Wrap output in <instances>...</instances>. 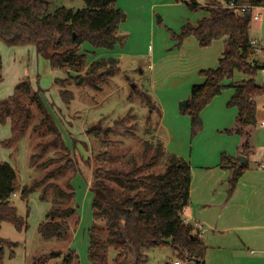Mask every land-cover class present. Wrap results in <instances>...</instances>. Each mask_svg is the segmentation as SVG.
Masks as SVG:
<instances>
[{"label":"trees","instance_id":"1","mask_svg":"<svg viewBox=\"0 0 264 264\" xmlns=\"http://www.w3.org/2000/svg\"><path fill=\"white\" fill-rule=\"evenodd\" d=\"M53 1L0 0V41L8 46L32 45L39 57L48 60L51 69L62 70L76 81L82 77L92 88L99 89L100 82L115 75L118 59L100 57L87 65L82 44L87 42L95 48L113 49L122 40L118 29L119 24L126 19L125 12L115 6L117 0H82L85 6L77 10L65 6L51 10ZM236 1L264 6V0ZM205 2V5H201L194 0H187L190 10H206L208 15L195 24L184 22L178 33L170 30V37L180 46L185 37L193 35L201 47L225 37V48L217 66L198 72L204 81L192 85L182 111L190 119L191 139L202 128L201 110L225 88L223 81L233 78L236 71L247 76L246 79L229 84L234 92L227 106L235 107L237 112L233 125L222 130L223 133L237 134L241 138L237 155L221 153L219 158V166L229 170L227 193L230 195L239 177L248 169V156L253 152L252 135L257 110L255 100L264 94V85L258 84L255 76L264 68V63L251 59L254 53L250 45L251 13L222 7L217 0ZM1 66L0 55V69ZM82 71L83 74L80 73ZM70 72L77 75L71 76ZM66 79L67 77L55 78L54 82L60 85L58 92L61 101L68 105L73 94L64 85ZM39 91L32 88L31 81L26 77L16 82L8 97L0 100V123L9 121L10 126V135L1 140L0 144L17 148V143L25 135L32 119L31 105L34 104L41 113V118L33 129L51 135L41 151L47 147L67 150L63 135ZM133 91L140 95L150 110H156L159 118L160 109L152 96L137 88ZM149 121L150 115L147 116V122ZM107 131L111 132L110 127ZM87 133L98 137L100 127L93 126ZM102 141L108 142L106 139ZM112 144L114 142L109 138V146ZM149 151L151 154L147 155ZM238 155L244 156L246 161L239 163ZM36 156L33 154L30 159ZM142 156L145 161H131L127 169H107L103 166L93 169L89 186L92 224L87 230L89 263L109 264L108 250L112 247L117 251L112 257L115 264H146L147 249L170 245L175 249L177 258L205 264L206 245L201 238L200 229L183 219V209L189 203V163L168 152L160 140H145ZM97 158L103 162H117L121 157L100 151ZM59 159L64 160L63 163L51 170L46 177L58 176L67 168L73 169L74 173L80 171L76 160L67 153L62 154ZM159 159L164 162L161 172L146 171ZM51 160L50 158L44 165ZM39 184L36 181L19 187L16 170L9 162L0 160V227L3 221H8L19 231L27 228L28 213L25 216L18 215L11 198L20 189V197L27 200L28 195ZM50 186H54L63 198H70L74 194L65 192L55 183ZM46 187L39 195L41 200H46ZM75 212L72 205L51 204L44 220L37 225V232L45 240H65L71 231L69 218ZM98 221H103V228L107 232L103 239L98 234L101 226ZM4 245L9 247L11 258L14 255L12 248L16 243L0 237V264H4ZM58 255L59 251H50L44 257H36L32 264H44L47 258ZM62 264H78L77 255L68 249L63 255Z\"/></svg>","mask_w":264,"mask_h":264},{"label":"rangeland","instance_id":"2","mask_svg":"<svg viewBox=\"0 0 264 264\" xmlns=\"http://www.w3.org/2000/svg\"><path fill=\"white\" fill-rule=\"evenodd\" d=\"M186 1L120 0L119 3H123L125 7L123 11L126 14V19L119 24V34L122 40L115 45L116 47L104 49L95 48L87 42L82 44L87 65L93 58L119 56L118 70L115 75L100 82L99 89L92 88L84 78L82 83L78 84V80L68 76V73L51 69L48 60L39 57L32 45L8 46L0 41L2 61L0 100L13 92L15 82L26 77L29 78L32 88L40 90L42 100L60 129L67 147L65 151L60 147H47L41 151V148L51 139V135L42 132V130L33 129V126L41 118V113L34 104L31 105L33 116L25 136L17 143V149L12 148L16 151L11 153V148L0 144V160L8 161L15 166L19 187L25 183L31 184L36 181L40 183L28 195L27 200L20 197V189L16 190L14 196L12 195L11 201L16 206L17 214L25 216L26 212L28 213L27 228L19 231L8 221L1 223L0 237L16 243L12 248L14 255L11 258L9 257V247L4 245V264H32L36 257H44L50 251H59L60 255L47 258L44 264H62L63 255L68 249L77 255L78 264H90L87 257V230L92 224L89 186L93 169L97 166L107 169L111 167L127 169L131 161L136 163L145 161L142 156L145 140L163 142L156 110H150L140 95L133 90L137 88L149 93L148 87L153 77L152 73H157L158 92L164 94L171 92L169 88L172 83L171 78L174 76L170 69H173L169 64H166V69L165 63L160 61L166 56V53L170 52L173 43L170 30H176L182 21L185 22L188 18L191 20L200 13L199 10H190ZM217 1L223 2V0ZM151 4H155L152 9L150 8ZM58 6L77 10L83 8L85 4L82 0H54L50 9L53 10ZM255 12L264 13L261 9H257ZM157 14L163 18L159 23L155 18ZM261 21L262 18L252 20L250 24V35L257 40L258 47V51L251 55V59L264 62ZM204 49L207 51L208 48ZM150 61L155 66L152 70L148 69ZM80 73L83 74V71ZM70 74L71 76L77 75L74 72H70ZM242 76L246 75L236 71L233 78L239 79ZM57 77H67L64 85L73 94L68 105L64 104L59 97L60 85L54 82ZM255 81L264 85V75L260 70L255 76ZM152 99L155 100L154 97ZM148 115H150L149 122H147ZM260 119H264V94L260 95L258 99L257 122L253 128V135L255 132L258 133L260 140L264 143V126H259ZM93 126L100 127L98 137L87 133V130ZM109 127L110 133L107 131ZM9 134V122L0 123V140L7 138ZM194 137L191 139L189 133V140H193ZM109 138L114 142L110 146ZM103 139L108 142L104 143ZM100 151L110 152L121 158L117 162L99 161L97 154ZM64 153L76 160L82 172L74 173L73 169L67 168L58 176L46 177L51 170L63 163L64 160L59 158ZM33 154L37 156L31 160L30 156ZM150 154L151 151L147 153V155ZM251 154L248 156V166L254 164L251 162ZM50 158L51 162L44 165ZM163 168L164 162L159 159L146 171L158 173ZM52 183L57 184L65 192L74 194L70 198H63L54 186H50ZM44 187H46V200H41L39 195ZM51 204L72 205L76 210L75 214L69 218L71 231L65 240L54 238L45 240L37 232V225L44 220ZM98 223L101 225L98 234L103 239L107 232L103 228V221H98ZM249 249L256 251L253 256H264V252L253 246L246 249L247 255H249ZM108 251L109 264H115L112 257L117 251L112 247H109ZM206 253L205 264H264V257L255 263L248 262L246 258L235 259L232 255L238 252L232 250L207 249ZM176 254L175 249L170 245L149 248L146 250V264H164L175 259H178L180 264H195L190 260L177 258Z\"/></svg>","mask_w":264,"mask_h":264},{"label":"crops","instance_id":"3","mask_svg":"<svg viewBox=\"0 0 264 264\" xmlns=\"http://www.w3.org/2000/svg\"><path fill=\"white\" fill-rule=\"evenodd\" d=\"M119 2L120 0H117L115 6L125 9L124 4ZM152 7H155V4H151L150 8ZM199 11L196 17L191 20L188 18L186 21L195 24L200 18L208 15L206 10ZM183 24L182 21L174 32L178 33ZM171 42L173 43L170 52L166 53L160 61L165 63L166 69V64L173 69H170L174 76L171 78L172 83L169 88L171 92L169 94L158 92L157 73H152L148 92L155 98L154 102L160 109L159 128L163 135L165 149L185 159L191 168L189 203L183 209V219L187 223H199L206 251L207 249L237 251L238 253L232 255L235 259L246 258L250 263L258 262L264 256H253L256 252L254 249L248 250L249 255L246 253V249L250 246L264 252V166H262L264 165V143L260 140L258 133L255 132L252 139L251 162L254 164L239 177L230 195L227 193L229 170L219 166L220 154L237 155L241 141L237 134L227 135L222 132L223 129L233 125L237 112L235 107L227 106L234 92V88L229 84L246 79L247 76L223 81L225 88L200 112L203 127L193 140H189L190 119L179 110L178 103L187 99L192 85L204 81V78L198 75L201 69L217 66L218 59L225 48V37L213 40L209 47L199 46L193 35L185 37L180 46L176 45L174 39ZM204 48H208L207 51ZM109 57L117 58L119 61V56ZM93 60L95 58L89 63ZM155 62L154 60V64ZM154 67L150 61L148 69L152 70ZM15 84L16 82L13 85ZM258 99L259 96L255 100L257 109ZM261 121L264 119L259 121V126L262 127L264 125H261ZM14 151L16 150L12 149L11 153ZM10 164L16 170L15 166ZM206 255L205 252V258Z\"/></svg>","mask_w":264,"mask_h":264},{"label":"built area","instance_id":"4","mask_svg":"<svg viewBox=\"0 0 264 264\" xmlns=\"http://www.w3.org/2000/svg\"><path fill=\"white\" fill-rule=\"evenodd\" d=\"M197 3H200L201 5H205L206 2L205 0H194ZM220 6L222 7H227L230 9H234L238 12H250L251 13V21L252 20H259L262 18V16H264V13H257L255 12V10L257 9H261L262 11H264V6H257V5H252V4H248V3H243V2H237L236 0H228V1H223L220 3ZM250 45H252L253 49H254V53L258 51V47H257V40L254 37L250 38ZM260 72L262 73V75H264V68L260 69ZM261 125H264V121H261ZM264 166V165H262ZM15 195V193H13V196ZM196 227L199 228V223H195L194 224ZM166 264H180L178 259L173 260L172 262H166Z\"/></svg>","mask_w":264,"mask_h":264},{"label":"water","instance_id":"5","mask_svg":"<svg viewBox=\"0 0 264 264\" xmlns=\"http://www.w3.org/2000/svg\"><path fill=\"white\" fill-rule=\"evenodd\" d=\"M155 18H156V22H158V23L162 19L161 16H159L158 14L156 15ZM261 38L264 39V16H262V21H261ZM82 81H83V78L80 77L77 82H78V84H80V83H82ZM132 87H134L133 84H132ZM186 104H187V99L179 101V103H178L179 110L183 111ZM237 158H238L239 163H244L246 161V158L242 155H238Z\"/></svg>","mask_w":264,"mask_h":264}]
</instances>
